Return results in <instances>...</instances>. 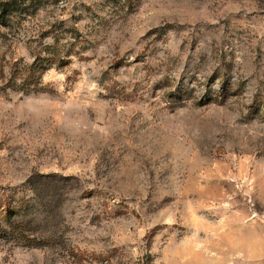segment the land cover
<instances>
[{
  "label": "rangeland",
  "instance_id": "1",
  "mask_svg": "<svg viewBox=\"0 0 264 264\" xmlns=\"http://www.w3.org/2000/svg\"><path fill=\"white\" fill-rule=\"evenodd\" d=\"M0 6V264H264V0Z\"/></svg>",
  "mask_w": 264,
  "mask_h": 264
},
{
  "label": "trees",
  "instance_id": "2",
  "mask_svg": "<svg viewBox=\"0 0 264 264\" xmlns=\"http://www.w3.org/2000/svg\"><path fill=\"white\" fill-rule=\"evenodd\" d=\"M2 6H0V9L2 8ZM15 9V6L6 8L3 6V8L1 9V14L9 11H14ZM54 55H57L56 52ZM44 60H42V58L38 56L33 64L25 63L17 65L16 69L11 70V76L9 78H6L5 76V65L0 64V80L2 82L8 80L5 88H2V94L7 95L10 90L14 92L23 91L24 94H30L34 91L33 89L36 88L35 86H41L45 68L44 64H39V62L43 63ZM53 61L54 63H57L58 59L54 58ZM53 61H51V63H53Z\"/></svg>",
  "mask_w": 264,
  "mask_h": 264
}]
</instances>
